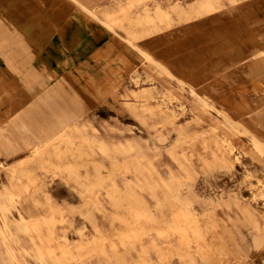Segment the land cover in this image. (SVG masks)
<instances>
[{
    "label": "rangeland",
    "instance_id": "obj_1",
    "mask_svg": "<svg viewBox=\"0 0 264 264\" xmlns=\"http://www.w3.org/2000/svg\"><path fill=\"white\" fill-rule=\"evenodd\" d=\"M191 2L95 7L122 45L142 48V65L114 85L108 128L64 133L61 160L41 171L0 163V264H264V130L141 47L198 19L221 25L223 43L233 26L245 35L249 0ZM93 130L96 145L77 138ZM159 189H174L173 202L157 200Z\"/></svg>",
    "mask_w": 264,
    "mask_h": 264
},
{
    "label": "crops",
    "instance_id": "obj_2",
    "mask_svg": "<svg viewBox=\"0 0 264 264\" xmlns=\"http://www.w3.org/2000/svg\"><path fill=\"white\" fill-rule=\"evenodd\" d=\"M106 1L0 0V163H34L30 169L41 171L61 160L54 141L64 133L81 123L109 127L116 107L111 91L142 65V48L125 47L94 17ZM158 11L169 13L157 8L156 18ZM245 13V35L233 26L225 43L221 25L198 19L141 47L161 59L167 73L196 85L231 116L258 120L264 130V0H249ZM223 64L233 67L223 72ZM85 136L77 138L99 141L95 130ZM154 193L173 202L174 189ZM20 212L19 219L31 217ZM171 214L155 210V219L170 222Z\"/></svg>",
    "mask_w": 264,
    "mask_h": 264
}]
</instances>
